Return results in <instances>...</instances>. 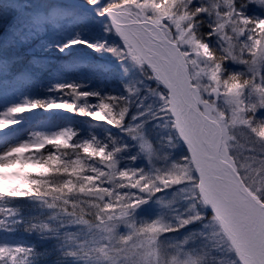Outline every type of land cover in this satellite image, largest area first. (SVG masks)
I'll return each instance as SVG.
<instances>
[{
  "label": "snow or ice",
  "instance_id": "6c2138e0",
  "mask_svg": "<svg viewBox=\"0 0 264 264\" xmlns=\"http://www.w3.org/2000/svg\"><path fill=\"white\" fill-rule=\"evenodd\" d=\"M0 264H264V0H0Z\"/></svg>",
  "mask_w": 264,
  "mask_h": 264
},
{
  "label": "rangeland",
  "instance_id": "374dc122",
  "mask_svg": "<svg viewBox=\"0 0 264 264\" xmlns=\"http://www.w3.org/2000/svg\"><path fill=\"white\" fill-rule=\"evenodd\" d=\"M0 29H1L0 35H2V33H3V29H2V27H0Z\"/></svg>",
  "mask_w": 264,
  "mask_h": 264
},
{
  "label": "trees",
  "instance_id": "16d2710c",
  "mask_svg": "<svg viewBox=\"0 0 264 264\" xmlns=\"http://www.w3.org/2000/svg\"><path fill=\"white\" fill-rule=\"evenodd\" d=\"M0 32H1V29H0Z\"/></svg>",
  "mask_w": 264,
  "mask_h": 264
}]
</instances>
